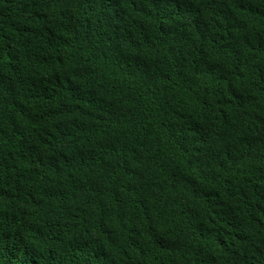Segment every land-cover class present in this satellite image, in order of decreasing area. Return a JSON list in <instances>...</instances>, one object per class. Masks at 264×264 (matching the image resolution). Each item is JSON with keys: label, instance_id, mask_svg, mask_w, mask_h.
<instances>
[{"label": "trees", "instance_id": "16d2710c", "mask_svg": "<svg viewBox=\"0 0 264 264\" xmlns=\"http://www.w3.org/2000/svg\"><path fill=\"white\" fill-rule=\"evenodd\" d=\"M0 264H264V0H0Z\"/></svg>", "mask_w": 264, "mask_h": 264}]
</instances>
